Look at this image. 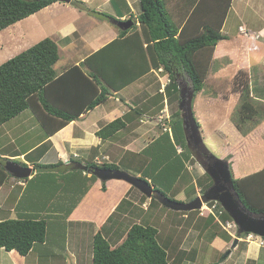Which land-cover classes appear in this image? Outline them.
<instances>
[{
	"label": "crops",
	"instance_id": "1",
	"mask_svg": "<svg viewBox=\"0 0 264 264\" xmlns=\"http://www.w3.org/2000/svg\"><path fill=\"white\" fill-rule=\"evenodd\" d=\"M113 1L81 0V2L89 4L88 9L107 14L110 17L107 19L111 26L102 32H100L101 29L93 32L97 29L99 20L96 19L97 14L92 13L94 27L91 32L80 38H77L79 36L77 27L72 19L60 20L59 16L55 17L58 18L57 20L51 19L49 10H55L56 6L62 2H54L19 22L35 23L39 17L50 20V23L58 21L61 28L55 31V34L58 35L55 42L58 47L59 59L54 65V69L57 78H59L68 74L73 67L80 66V63L92 53L116 39L122 31L116 25V21H126L131 17L136 19L141 13L139 0H117L116 5ZM254 1L231 0L226 19L229 12L234 9V2L237 8L234 10L238 11L249 5L254 7ZM177 2L178 0H170L167 7L174 16L178 13L177 17H180L187 6L185 8L180 6L179 9ZM70 3H63L66 5L61 6L65 7ZM183 3L186 4L184 0L181 5ZM90 4L96 6L91 7ZM224 25L225 22L221 33L226 39L217 43L214 59L232 53H229V48L226 46H233L234 43L228 42L229 36L223 33ZM239 28L247 30L244 25H239L238 33H240ZM36 29L40 31V28L36 27ZM247 31L250 33V39L242 33L240 35L245 41L251 43L250 45L245 42L248 45H246L247 50H255L258 47L256 42L261 38L258 33L264 32V26L257 33ZM77 39L80 42L79 48L73 46L78 42ZM227 66L229 67V64ZM227 66L220 70L228 68ZM159 71L161 69L153 70L122 90L113 92L104 103L82 114L52 136L45 135L40 122L32 113L22 117L26 110L0 126V161L9 160L21 165L25 164L32 170L28 179L18 180L10 176L0 186V221L34 219L44 220L47 225L46 241L42 244H35L28 255L21 256L15 250L7 252L0 249L1 257L9 258L11 264H50L55 258V251L51 248L50 243H62L63 249L72 256L71 264H80L83 250L89 248V251H92L91 243L94 233L103 229V235L112 246H115L133 224L156 228L158 243L160 242L159 238L162 234L160 227L163 222L159 221L157 216L161 213L163 206L158 202V205H154L151 199L146 198L137 189L123 181L101 182L96 177L95 180L92 179L89 168V165L92 164L97 167L113 164L118 166V169L144 178L151 184V179H154L159 171H163L164 167H167L164 161H161L163 166H158V159L161 156L164 157L162 155L163 146L160 147L161 152H159L158 142L166 132L171 133L170 127H166L170 122L169 111L175 102L169 104L165 92L166 85L151 87L149 76L157 77ZM144 79L145 82L141 87H136V89L131 87ZM49 94L50 97L52 95L55 97V101L63 104L64 95H66L71 101L73 100L72 103L67 102V104L69 103L67 106L74 105L75 108H79L80 102L76 103V100L80 96V74L74 71L67 77L66 82L51 86ZM161 95L162 99L159 98ZM65 99L69 101L67 98ZM161 105L163 107L159 110ZM176 108L177 106L172 113L176 111ZM137 111L138 113H136ZM117 118L124 119L125 127L108 138L98 137L97 132ZM26 124L28 130L25 131L22 125ZM25 132H28L32 139L37 135V140L22 150L21 147L26 146V143L23 145L22 142ZM21 142L22 145H19ZM175 149L176 155L182 157L181 153L183 155L184 150L180 146H176ZM173 160L175 163L172 167H176V169H179L181 165L185 167L178 178L186 172L190 175L189 184L195 187V180L198 176L193 173L191 175L190 160L184 163L183 159L182 162L176 161L175 158ZM38 165H43L45 168H37ZM175 184L170 189L173 192ZM200 191L198 188L199 193ZM198 192L195 193V196L199 194ZM176 194L175 192L174 197H179L182 195V191ZM186 201L189 200L186 199ZM186 218L188 219L189 216L181 217L184 220ZM192 225L190 228H183V230L182 227L177 228V233L182 230V238L179 241L174 240L172 236L167 238L166 233L163 236L159 244L168 251L167 264H198V253L200 254L204 250L202 244H197L202 232L195 229L197 224H194V227ZM205 227L206 224L203 228ZM174 229L176 228L170 227L168 230ZM234 235L236 234L231 236L234 238ZM237 239L236 247L232 248V241L235 238L228 241L224 236L221 239L213 236L209 242L215 247L209 244V248L221 256L225 251H230V254L226 256V252L223 258L209 262L207 259L210 254L205 253L207 257L203 259V264H264L263 246L261 248L257 243L245 241L246 237ZM86 244L87 247H85ZM91 258L92 252L90 263Z\"/></svg>",
	"mask_w": 264,
	"mask_h": 264
},
{
	"label": "trees",
	"instance_id": "2",
	"mask_svg": "<svg viewBox=\"0 0 264 264\" xmlns=\"http://www.w3.org/2000/svg\"><path fill=\"white\" fill-rule=\"evenodd\" d=\"M169 1L139 0L141 13L136 19H128L133 22L130 29L120 31L116 39L59 78L54 69L59 59L58 47L50 38L39 41L1 64L0 126L28 109L40 122L45 135L52 136L82 114L104 103L113 92L122 90L153 70L162 69L168 75L169 83L165 86V92L169 104L175 102L178 105V80L186 79L194 90V95L200 92L204 87L214 49L220 40L226 39L221 30L231 0H184L186 4L183 5V0H178L179 9L180 6H187L180 17H177L178 13L174 16L167 7ZM54 2L56 1L0 0V31ZM113 3L116 5L117 0ZM99 14L110 18L107 14ZM74 71L80 74V96L76 100V103L80 102L79 108H75L73 104L67 106V102L72 103L73 100L66 95L63 104L55 101V97H50L49 94L51 86L66 82L67 77ZM247 87L246 84L238 110L243 125L247 121L252 123L257 114ZM159 98L162 99V95ZM162 107L163 105L159 110ZM171 117V133L166 132L158 142V150L161 152L160 147L163 146L164 155L158 159V166L164 161L167 167L151 179L153 189L165 196L166 192L161 189L170 190L185 168L183 165L179 169L172 167L175 163L173 158L176 161L183 159V163L189 160L180 111L176 108ZM243 125L237 123L239 131H242ZM124 127V119L117 118L102 127L97 134L105 139ZM176 146L184 150L182 157L176 155ZM37 168L45 167L38 165ZM89 168L117 170L118 166L112 164L97 167L92 164ZM205 175L208 182L202 189L203 192L211 187L210 178ZM91 177L95 180V176ZM8 178L10 175L0 166V186ZM233 185L240 202L250 213L264 215V167L248 176L234 178ZM219 219L224 224L230 217L224 212ZM46 229L44 220L0 221V249L7 252L15 250L19 255L26 256L35 244L46 241ZM157 235L154 227L133 224L122 240L112 246L101 229L92 237L90 264H167L168 251L158 243ZM247 235L236 231L234 238H245ZM223 236L228 241L233 239L229 234Z\"/></svg>",
	"mask_w": 264,
	"mask_h": 264
},
{
	"label": "rangeland",
	"instance_id": "3",
	"mask_svg": "<svg viewBox=\"0 0 264 264\" xmlns=\"http://www.w3.org/2000/svg\"><path fill=\"white\" fill-rule=\"evenodd\" d=\"M72 1H76V3L71 2L65 7L61 5L66 4L61 3L60 5L58 4L59 6H56L55 10L50 9L49 11H51V19L57 16L60 17V20L65 18L72 19L77 27V33L79 35L77 38L92 31L94 27L92 13H96V19L99 20V25L93 32H97L99 29H101L100 32H102L111 26L107 18L101 17L94 9H88L90 6L87 2H83V4L80 5L81 0ZM254 3V7L249 5L237 11L234 10L237 9L236 3L234 2V9L229 12L223 29V33L229 36L228 42L234 43L233 46H226V48H229V53H232L228 54V56L216 57L217 59H214L213 56H215L216 53L214 49L212 54L214 60L210 62L211 67L205 77L204 87L200 92L195 94L192 103L194 104V118L199 125L206 148L213 155L227 162L229 170L232 172L233 178L235 179L248 176L264 167V32L258 33L261 38L256 42L258 46L257 49H252L250 51L247 50L248 45L246 43L250 45L251 43L245 41L240 33H238L239 25H244L247 30L253 33H257L263 28L264 0H255ZM90 5L91 7L96 6L95 4ZM57 19L58 18H55V20ZM36 27L40 28V31L36 29ZM60 28L61 26L58 21L50 23V20H44V18L39 17L35 23L22 21L0 31V65L45 38H50L53 41L57 40L58 35L55 34V31ZM77 40L78 42L73 46L79 48L80 42L79 39ZM228 64L229 67L227 66ZM226 66L228 68L220 70ZM149 79L152 83V85L150 84L151 87H161V84L165 86L169 83L168 75L164 70L159 71L157 77L149 76ZM178 81L180 84H189L186 79ZM144 82L145 79L140 80L131 87L136 89V87H141ZM246 84L248 86L249 96L253 100L255 108H257V114L252 120V123L251 121H247L246 124L243 125L240 121L238 110L241 104L242 92ZM175 107L176 103L172 105L171 111H169V120L172 119L170 114L173 109L175 110ZM27 114L31 115L28 109L22 114V117ZM165 117L166 115L164 118ZM237 123L243 125L242 131L238 130ZM169 126L170 125H167L166 128H169ZM22 127L25 131L28 130L27 124L25 126L22 125ZM41 133H43L42 130ZM36 140L37 135L32 139L28 132H25L24 141L22 142L23 145L26 143V146H22L21 149L28 148V146H31ZM22 142L19 143V145H22ZM196 160L199 159L196 158ZM195 162V160H190L191 175L193 173L198 176L195 180V187L189 184L190 175L184 172V174L178 178L179 181L175 184L174 192L168 189H161L164 193L166 192L165 194L169 199L177 202H185L186 199L190 200L195 196V193L198 192V188L203 192L202 189H204V186L207 184L208 178L203 171L202 165L199 162ZM164 183L167 184L166 182ZM181 191V196L174 197L175 192L178 194ZM198 195L201 194L199 193ZM153 201L154 205H158L155 200ZM204 212V215H199L198 211L181 213L161 208V213L157 216L159 221L163 222L162 227H160L162 228V234L159 238L160 242L163 236H165V233L167 238L172 236L174 240L179 241L182 238L181 231L183 228L187 229L190 228L192 224V227H194V224H197L195 229L202 232L197 244H202V246H204V250L200 254L198 253V264H203V259L207 257V254H210L207 259L209 262L223 258L227 251L221 256L215 250H211L209 244L213 247L215 246L209 242V239L213 238V236H217L221 239L223 235H228L229 233L222 228L223 223L219 225V217L216 215L213 216V213L208 210ZM184 214L189 216V218L185 220L181 219ZM206 214L210 216H205ZM205 224L206 227L203 228ZM170 227L176 229L172 230V232L168 230ZM178 227H182V230L177 233ZM245 241H247V239H245ZM233 242L234 241H232V244ZM248 242L257 243V245L261 247L260 241L256 238H251ZM50 246L55 251V258L50 264H71L72 256L63 249L62 243H50ZM85 247H87V244ZM90 254L91 251H89V248L88 250L84 249L83 258L81 259L80 256V264H90ZM0 264H11V260L0 256Z\"/></svg>",
	"mask_w": 264,
	"mask_h": 264
},
{
	"label": "water",
	"instance_id": "4",
	"mask_svg": "<svg viewBox=\"0 0 264 264\" xmlns=\"http://www.w3.org/2000/svg\"><path fill=\"white\" fill-rule=\"evenodd\" d=\"M62 3H70L72 0H52ZM116 25L123 31L130 29L133 25L131 20L116 21ZM194 90L185 84H179V104L181 113L183 131L189 144L202 156L207 162L203 167L204 172L213 180V184L201 195H197L188 202H177L169 199L160 191L154 190L152 185L146 180L126 171L117 169H94L91 174L101 182L110 180L123 181L143 194L148 199H154L163 207L174 211L188 213L200 209L202 203L215 201L225 210L230 219L235 223L238 233L253 234L264 238V215H254L250 213L240 202L238 194L235 191L232 174L226 161L219 159L206 148L201 136L200 128L193 114ZM7 174L18 180L28 179L31 175V168L23 166L14 161H0ZM238 239H235L232 248L236 247ZM230 254L227 251L226 256Z\"/></svg>",
	"mask_w": 264,
	"mask_h": 264
},
{
	"label": "built area",
	"instance_id": "5",
	"mask_svg": "<svg viewBox=\"0 0 264 264\" xmlns=\"http://www.w3.org/2000/svg\"><path fill=\"white\" fill-rule=\"evenodd\" d=\"M239 31L241 33H243L245 36L248 35L247 31H245L243 28H239ZM210 205V204H209ZM204 210H208L209 212L213 213V215H216V216H220L222 213H223V210L221 208L218 207L217 203L214 202L213 204H211L210 206L206 207L204 206L203 207ZM202 210V212L204 211ZM224 228L226 230H234L233 232L235 233L236 232V225L234 224V222L232 221H226L225 224H224ZM251 238H256L260 241V245L261 246H264V240L258 236H255L253 234H249L246 236V239L247 241Z\"/></svg>",
	"mask_w": 264,
	"mask_h": 264
},
{
	"label": "clouds",
	"instance_id": "6",
	"mask_svg": "<svg viewBox=\"0 0 264 264\" xmlns=\"http://www.w3.org/2000/svg\"><path fill=\"white\" fill-rule=\"evenodd\" d=\"M244 30H245V29H244ZM245 31H247V30H245ZM239 32H240V31H239ZM240 33H241V32H240ZM247 33H248L247 36H245L243 33H242V34H243L245 37L250 38V35H249L250 33H249L248 31H247ZM159 70H160V69H159ZM161 71H162V69H161ZM179 84H180V83H179ZM179 84H178V89H179ZM185 85L188 86L189 84H185ZM188 87H191V86L189 85ZM191 88H192V87H191ZM194 97H195V95H194ZM194 97H193V100H194ZM178 104H179V101H178ZM192 105H193V104H192ZM178 109H179V108H178ZM198 126H199V125H198ZM179 151H180V150H179ZM202 168H203V167H202ZM100 169H101V168H100ZM203 171H204V170H203ZM231 173H232V172H231ZM136 177H137V176H136ZM139 178H140V177H139ZM142 179H144V178H142ZM233 179H234V178H232V181H233ZM152 187H153V185H152ZM202 193H204V192H201V191H200V194H202ZM194 198H195V197H194ZM194 198H192V199H194ZM192 199H191V200H192ZM153 200H154V199H153ZM191 200H189V201H191ZM180 202H182V201H180ZM185 202H188V201H185ZM214 202H215V201H209V202H206V203H202L200 209H198V210H196V211L199 212V215H204V214H205V212H204L205 210H204L203 207H204V206L208 207L209 204L211 205V204H213ZM216 203H217V202H216ZM217 205H218L219 208H221V209L223 210V213H224L225 210L219 205V203H217ZM166 209H167V208H166ZM168 210H169V209H168ZM202 210H204V211L202 212ZM181 213H184V212H181ZM225 213H226V212H225ZM184 215H186V214H184ZM213 216H214V215H213ZM217 217H219V216H217ZM218 220H219V219H218ZM226 221H232V220L230 219V220H226ZM226 221H225V222H226ZM232 222H233V221H232ZM224 224H225V223H224ZM224 224L222 225L221 222L219 223V225H222V226H223V227H222L223 229H225V228H224ZM234 224H235V223H234ZM225 230H226V229H225ZM233 231H234V230H226V232H228V233L231 234V235H232V234H236V232L234 233ZM236 231H238L237 226H236ZM248 235H249V234H248Z\"/></svg>",
	"mask_w": 264,
	"mask_h": 264
},
{
	"label": "flooded vegetation",
	"instance_id": "7",
	"mask_svg": "<svg viewBox=\"0 0 264 264\" xmlns=\"http://www.w3.org/2000/svg\"><path fill=\"white\" fill-rule=\"evenodd\" d=\"M186 145H187V152L189 153L188 156H190L189 160H195L197 163L199 162L202 167H205L207 162L205 160V157L202 156L201 154H199L193 147L192 145L189 144L188 140L186 139ZM196 158H198L199 160H196ZM195 162V163H196ZM206 174V172H204ZM232 174V173H231ZM210 178V177H209ZM233 178V175H232ZM213 180L210 178V184L211 186L214 185L213 184ZM210 188V187H209ZM208 190V189H207Z\"/></svg>",
	"mask_w": 264,
	"mask_h": 264
}]
</instances>
